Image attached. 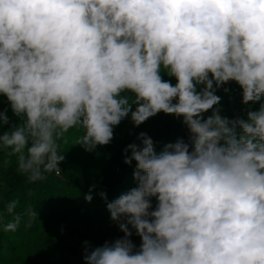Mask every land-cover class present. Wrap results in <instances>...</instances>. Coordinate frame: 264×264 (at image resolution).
Segmentation results:
<instances>
[{"label": "clouds", "instance_id": "clouds-1", "mask_svg": "<svg viewBox=\"0 0 264 264\" xmlns=\"http://www.w3.org/2000/svg\"><path fill=\"white\" fill-rule=\"evenodd\" d=\"M229 81L245 104L264 96V0H0V93L22 121L0 147L30 182L60 172L70 129L83 130L86 151L109 144L130 112L136 126L182 116L191 133L159 155L146 133L127 146L138 187L107 205L124 237L91 250L86 241V264H264V104L247 120L201 115Z\"/></svg>", "mask_w": 264, "mask_h": 264}, {"label": "trees", "instance_id": "trees-1", "mask_svg": "<svg viewBox=\"0 0 264 264\" xmlns=\"http://www.w3.org/2000/svg\"><path fill=\"white\" fill-rule=\"evenodd\" d=\"M161 76L163 80L169 81L173 86L177 83L175 77L168 76L164 71L161 72ZM209 78H211V74H209ZM203 87L204 85H197V91H200ZM213 87L215 88V84ZM214 94L220 97L219 103L214 105L212 109L202 113L204 120L217 111L222 118H227L230 121L236 119L247 120L249 111H258L261 104H264V96L259 101L245 104L243 102L242 88L235 81L223 84L216 89ZM121 95L128 97L129 102L132 103L131 110L135 111L136 104L133 103L134 95L131 92H124ZM0 113H4L9 121L8 124L0 122V135L22 124L21 118L14 114L10 102L2 93H0ZM183 127H186V125L183 123L182 116L177 117L174 114H165L162 111L148 118L139 126H136L131 120L130 112L128 117L124 118L117 126H114L111 142L107 145H97L92 151H86L82 145L76 144L80 136L83 135V130L70 129L65 134V137L58 141V153L64 156L63 161L58 165L61 177L57 176L56 172L53 171L45 173V179L36 182H30L27 180V174L18 171L17 156L9 155L11 149L0 147V178L4 179L3 184H0V188L2 187L3 191L5 190L4 192L0 190L1 199L5 195L8 198L10 194L12 199L20 203L26 200L28 205L25 206L24 211L22 210L20 220L23 226V233L21 235H23L24 242L26 243L28 238L37 235L38 231L41 232V228L45 225L49 226L53 224L54 215L57 211H61L65 207H72L77 201H82L83 205L93 203L98 205L100 200L105 199L101 197L100 193L103 192L108 195L109 191L119 181H121V192H129L131 190H126L127 184L134 185L132 188L138 187V181L134 179L133 175L136 162L133 160L131 165L124 162L126 155H131L130 150L125 153L127 146L133 143L141 146L142 142L138 139L139 134L146 133L153 140L154 150L159 155L165 149V146L170 143L173 144L180 139L186 142L181 132ZM236 131L238 134L242 132L239 126H237ZM189 150L191 151V146ZM62 177H66L67 179L61 180ZM32 185H34V189L30 193H24ZM76 188L79 189L76 190ZM57 192L62 195L59 199H55ZM89 193L92 196L91 201L85 199ZM47 200L54 205L52 209L42 213L41 209ZM151 203V210H154L157 205L155 197L151 198ZM2 205L0 200V211L3 209ZM29 209H32L31 212L36 211L37 216L33 217L29 215L30 218L26 219ZM81 210L83 209L81 208ZM81 210L78 213L79 217H76V219L85 216L84 218L88 220L90 225H94V223H106L104 215L93 214L87 210L82 212ZM35 222L37 223L35 224ZM34 226L35 228H33ZM129 228L132 231L129 239L135 245L133 251L136 252L139 250L142 241L135 230L131 229V226ZM24 229H26L25 232ZM95 232L96 228L92 227V234ZM123 237L124 233L121 231V238ZM69 241L72 244L81 245V242L75 238V235ZM25 243H23V249L26 247ZM49 249L55 255L60 254L62 251L56 244ZM15 250V247L11 248L7 264H15V260H17ZM2 253L0 246V257ZM2 259L0 258V260Z\"/></svg>", "mask_w": 264, "mask_h": 264}, {"label": "rangeland", "instance_id": "rangeland-1", "mask_svg": "<svg viewBox=\"0 0 264 264\" xmlns=\"http://www.w3.org/2000/svg\"><path fill=\"white\" fill-rule=\"evenodd\" d=\"M129 103L132 107V103ZM201 115L203 119L204 115ZM181 132L184 135L185 141L188 143L190 141L191 133L189 132L187 126L183 127ZM221 144H223V141H221ZM63 179L65 180L67 178L62 177L61 180ZM3 182L4 179L0 178V184H3ZM132 187H134V185L127 184L126 190L133 189ZM32 189H34V185L26 189L24 193H30ZM78 189L79 188H76V190ZM0 190H2V192L5 191H3L2 187ZM126 193V191L121 192V181H119V183L109 191L108 195H106V199L100 200L98 205L95 203L83 205L82 201H77L74 206L63 208L61 211H57V213L54 215L55 217L53 224L42 227L41 232L38 231V233H36L37 235L28 238L26 243L22 238L23 235H21L23 233L21 221L19 223V227L15 231H5L3 228L4 225L12 222L16 215H19L21 220L22 210L24 211L25 206L27 205L26 200L20 203L19 201L12 199L10 194L8 198L5 195L3 199H1L2 197L0 195V200L3 204V209L0 211V246L3 252L0 258L3 259L0 260V264L8 263L7 259L10 258L12 247L16 248L15 253L17 254V260H15V264H86L84 259L86 241L90 245L89 250H91L96 247L103 246L105 242L112 243L115 240L121 238L119 224L111 219L107 205L119 198L120 195ZM61 196L62 195L57 192L55 199H59ZM49 200L44 203V207L41 209L42 213L52 209L54 204H52V202ZM13 201L16 202V206L13 213L9 214L7 207ZM82 205L84 208L81 207ZM81 208L83 210H81ZM80 210L82 212L87 210L97 215L102 214L105 216L104 219L106 220V223H94V225H90L88 220L84 218L85 216H81L80 214L79 215L81 218L76 219V217H79L78 213ZM31 211L32 209L28 210L26 219L30 218ZM36 223L37 222H35V224ZM92 227L96 228V232L93 234ZM33 228H35V226ZM25 230L26 229H24V232ZM74 235L75 238L81 242L80 246L76 243H70L69 240H72ZM23 243L26 244L24 249L22 248ZM55 244L58 245L63 252L61 251L60 254L57 255H55V253H51L49 248L55 246Z\"/></svg>", "mask_w": 264, "mask_h": 264}, {"label": "built area", "instance_id": "built-area-1", "mask_svg": "<svg viewBox=\"0 0 264 264\" xmlns=\"http://www.w3.org/2000/svg\"><path fill=\"white\" fill-rule=\"evenodd\" d=\"M56 175H57V176H60L61 174H60V172H59L58 174H57V172H56Z\"/></svg>", "mask_w": 264, "mask_h": 264}]
</instances>
